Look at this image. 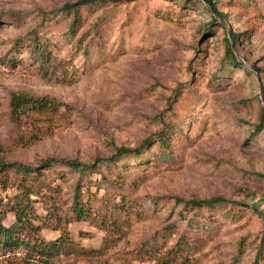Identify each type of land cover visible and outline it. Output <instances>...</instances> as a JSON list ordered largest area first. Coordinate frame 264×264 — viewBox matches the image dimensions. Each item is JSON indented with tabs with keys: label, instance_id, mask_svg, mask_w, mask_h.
I'll return each mask as SVG.
<instances>
[{
	"label": "rangeland",
	"instance_id": "374dc122",
	"mask_svg": "<svg viewBox=\"0 0 264 264\" xmlns=\"http://www.w3.org/2000/svg\"><path fill=\"white\" fill-rule=\"evenodd\" d=\"M76 1L0 0V164L107 158L119 147L154 140L163 119L182 123L184 133L173 137L165 161L154 141L153 160L127 173L126 192L139 213H131L115 245L104 250L105 231L79 221L69 227L76 248L104 250L99 255L68 252L45 260L0 249V264H155L133 254L146 243L165 253L182 235L191 243L197 235L208 239L190 254L196 264H253L264 238V202L255 208L264 197V132H254L264 108V0H216L225 19L194 0L87 7L78 34L65 41L58 36L73 15L61 9ZM230 29L240 34L234 55L241 66L220 77ZM34 32L50 42L47 67L26 46ZM21 92L54 101L58 113L14 116L11 97ZM76 180L58 179L59 197L70 200ZM105 192L120 194L102 184L99 197ZM14 194L0 184L1 200ZM44 196L33 197L41 213ZM216 196L237 203L214 213L211 230L191 228L180 216L177 198ZM194 215L201 220L206 210H191L187 218ZM14 221L9 213L4 224ZM41 235L55 240L59 232L46 228Z\"/></svg>",
	"mask_w": 264,
	"mask_h": 264
},
{
	"label": "trees",
	"instance_id": "16d2710c",
	"mask_svg": "<svg viewBox=\"0 0 264 264\" xmlns=\"http://www.w3.org/2000/svg\"><path fill=\"white\" fill-rule=\"evenodd\" d=\"M138 1L141 0H78L74 3H68L61 11L72 14L73 20L69 30L58 37L61 39L63 37L67 41L78 34L84 8L109 4H128ZM174 1V3L182 6L189 3L190 0ZM194 1L197 3L205 2L212 12L225 19V14L219 11L216 0ZM214 25H216V21H212L209 26ZM85 39L87 37L83 36L77 40V43L80 44ZM239 39L240 34L230 29L228 36L225 37L228 67L220 77H226L230 74L233 71L231 68L241 66V62L234 55V48L239 44ZM44 40L43 35L34 32L26 44L30 49L31 59L38 62L39 67H47L51 61L49 59L50 42ZM10 107L14 116L35 113L56 114L59 111V105L54 101L47 98H36L22 92L12 94ZM162 122H164V126L156 134L154 140H148L135 149L119 147L114 155L107 158L81 162L78 159L50 157L42 160L37 166L20 162L1 163L0 184L5 189L15 188V194L6 202L0 199V249L4 252L24 249L30 256L47 260L68 252L87 256L99 255L107 247L115 245L124 236V228L129 222L131 213H139L136 209L139 204L134 202L126 192L128 187L127 173L132 168H143L144 165L147 166L153 160L150 156V148L154 141H157L161 148V152L158 154L160 160L165 161L166 156L170 155V142L173 137L184 133L182 123H168L165 122V119ZM259 131L264 132V108L261 111L260 122L254 130L255 134ZM70 177H77L73 186L72 197L70 200H63L58 194L59 186H54V184L58 179L64 181ZM102 184L119 190L120 194L114 196L105 192L99 197ZM34 196H44L42 201L45 213L38 210L37 200L33 198ZM176 200L178 206H182L180 216L188 220L191 228L205 230H211L217 225L215 224L217 218L214 219V213L224 209L229 203H237L221 196L209 199L183 200L177 198ZM263 202L264 197L256 202L255 208ZM191 210H197L201 213L206 210V217L203 216L201 220H196L194 217L197 215H194L188 219L187 215ZM9 213L14 215L15 221L12 225L7 226L4 224V220ZM79 221H89L105 231L103 251L95 252L76 248L69 227L72 223ZM46 228L58 231L59 236L55 240L45 239L41 233ZM197 237L191 243L182 235L176 244L165 253L161 252L160 246L157 244L146 243L133 254V260L151 258L154 259L155 264H196L190 258L192 250L208 241L206 236L197 235ZM256 251L257 255L253 264H264V238Z\"/></svg>",
	"mask_w": 264,
	"mask_h": 264
}]
</instances>
